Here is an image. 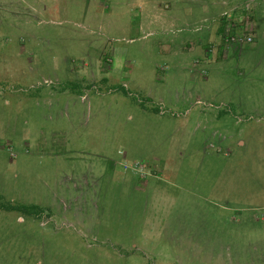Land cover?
Segmentation results:
<instances>
[{
  "label": "rangeland",
  "instance_id": "rangeland-1",
  "mask_svg": "<svg viewBox=\"0 0 264 264\" xmlns=\"http://www.w3.org/2000/svg\"><path fill=\"white\" fill-rule=\"evenodd\" d=\"M253 2L0 0V264H264Z\"/></svg>",
  "mask_w": 264,
  "mask_h": 264
},
{
  "label": "crops",
  "instance_id": "crops-1",
  "mask_svg": "<svg viewBox=\"0 0 264 264\" xmlns=\"http://www.w3.org/2000/svg\"><path fill=\"white\" fill-rule=\"evenodd\" d=\"M253 4L255 5V13H256V20L254 19V22L252 25H249L250 29H255L254 31V41L250 44H241L240 47H234L233 50L235 52L236 48H240L238 49V53H239V57L242 60L243 57V53H245V55L250 54L251 52H255V50L260 51L262 50V52L264 51V0H253ZM261 14V15H258ZM260 16L262 17L260 19ZM255 17V16H254ZM214 23H211L210 26L212 27ZM195 35V34H192ZM195 37H199L198 34L195 35ZM216 37H214L215 39ZM198 42V41H197ZM197 44V43H196ZM222 48V46H214L212 47V51L208 53V56H210V60L209 62H212L214 60H216L219 55L218 52L220 51V49ZM225 50V53L228 52L229 50H226L225 48L223 49ZM249 51V52H248ZM236 53H233V55H235ZM230 54H227L224 56V58H228ZM55 96L58 99H61V96L56 94L55 91ZM62 97L66 98L67 97V93L64 92Z\"/></svg>",
  "mask_w": 264,
  "mask_h": 264
},
{
  "label": "built area",
  "instance_id": "built-area-1",
  "mask_svg": "<svg viewBox=\"0 0 264 264\" xmlns=\"http://www.w3.org/2000/svg\"><path fill=\"white\" fill-rule=\"evenodd\" d=\"M253 39L252 34H243V33H237L234 36H231L229 40L237 42V43H246L251 42Z\"/></svg>",
  "mask_w": 264,
  "mask_h": 264
},
{
  "label": "clouds",
  "instance_id": "clouds-1",
  "mask_svg": "<svg viewBox=\"0 0 264 264\" xmlns=\"http://www.w3.org/2000/svg\"><path fill=\"white\" fill-rule=\"evenodd\" d=\"M239 33H243V34H251V33H249V32H239ZM235 34H237V33H235ZM254 38H255V36H253V39H252L251 42H246V43H242V44H249V43H252V42L254 41ZM238 44H240V43H238ZM240 45H241V44H240Z\"/></svg>",
  "mask_w": 264,
  "mask_h": 264
},
{
  "label": "trees",
  "instance_id": "trees-1",
  "mask_svg": "<svg viewBox=\"0 0 264 264\" xmlns=\"http://www.w3.org/2000/svg\"><path fill=\"white\" fill-rule=\"evenodd\" d=\"M23 208L26 210L28 208V206H23Z\"/></svg>",
  "mask_w": 264,
  "mask_h": 264
}]
</instances>
